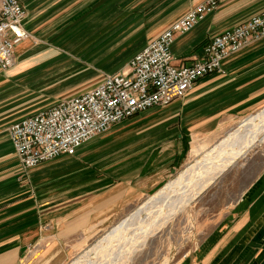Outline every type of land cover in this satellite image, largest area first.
<instances>
[{
  "label": "crops",
  "instance_id": "obj_1",
  "mask_svg": "<svg viewBox=\"0 0 264 264\" xmlns=\"http://www.w3.org/2000/svg\"><path fill=\"white\" fill-rule=\"evenodd\" d=\"M205 1L20 0L24 27L34 40L17 47L14 68L0 70V264H62L71 239L64 233L91 227L128 204L132 187L166 177L186 155L191 139L224 130L264 106L263 40L229 57L226 75L200 79L183 100L132 119L118 141L108 146L101 141L81 149L78 157L22 170L8 129L43 112L36 94L56 82L84 83L79 93L46 95L56 101L48 110L94 88ZM263 11L264 0H220L191 33L177 38L174 64H192L213 37ZM35 37L49 44L35 50ZM64 37L72 38L58 43ZM78 64L84 71L75 77ZM244 201L240 209L245 212L236 213L200 264H264V195L257 189Z\"/></svg>",
  "mask_w": 264,
  "mask_h": 264
},
{
  "label": "built area",
  "instance_id": "obj_2",
  "mask_svg": "<svg viewBox=\"0 0 264 264\" xmlns=\"http://www.w3.org/2000/svg\"><path fill=\"white\" fill-rule=\"evenodd\" d=\"M219 0H207L172 24L131 60L129 74L107 76L92 90L33 116L8 129L21 167L32 170L61 156H73L112 126L154 108L165 107L189 94L212 72L225 73L223 61L252 41L264 39V12L225 31L206 46V55L185 66L174 64L173 43L190 32ZM26 10L20 0H0V70L16 65V49L31 39L24 27Z\"/></svg>",
  "mask_w": 264,
  "mask_h": 264
},
{
  "label": "rangeland",
  "instance_id": "obj_3",
  "mask_svg": "<svg viewBox=\"0 0 264 264\" xmlns=\"http://www.w3.org/2000/svg\"><path fill=\"white\" fill-rule=\"evenodd\" d=\"M94 6L96 5H92L91 7ZM194 8L189 10L186 14H188ZM179 19L174 21L172 24L177 22ZM200 23H198L187 34L191 33ZM172 24L168 28H170ZM168 28H166L159 36H161L165 31H167ZM184 35H178L176 37L173 43L172 51L177 41V38L179 36ZM70 38L72 37H64L63 41H60L59 39L58 43L67 41ZM156 38L154 37L153 40ZM31 39L34 40L33 36L31 37ZM41 39L40 37H35V50L46 47L49 44L46 39H44L45 42ZM213 39L214 37L209 41V43H211ZM263 40L264 39L259 41ZM51 41L57 42L56 40ZM45 43L47 45H45ZM207 45H205L203 49V55L200 58L206 55ZM246 46L242 47L239 51L235 53L229 54L225 58V60L222 62L223 71H225L224 74L219 72H212L205 75L203 78H206L211 75H226V60L232 55L240 53ZM131 60L129 61L127 67L125 69H122L120 73L109 75L107 74L103 76L102 81L105 80L107 76L129 74L131 70ZM82 71H84V68H82L80 64H78L77 66H73L72 72L76 73L75 77H80ZM76 81L77 80L67 83L56 82L53 83L51 87L49 86L50 88L48 90L36 94L41 95L39 100L40 109L46 111V108L56 102L52 101L51 98H48V96L46 95H60L61 93L69 90L71 92L73 90L72 93L75 94L83 90L81 89V86H83L84 83ZM100 83H98L96 86H98ZM88 86H92V84L84 87ZM186 96L177 101L183 100L184 98H186ZM175 102L171 103L170 105L174 104ZM263 109L264 106L254 110L251 113L240 116L238 119H235L234 121L230 122L224 130L215 133L205 134L199 138L191 139L187 147L186 155L183 157L180 164L173 168V171L169 170L164 173L166 174V177L161 178V176H158L155 179H152L148 183H146V186L132 187L130 189L129 194L126 196V201L128 204L124 205L116 212H110L104 217V219H100L98 222L91 225V227L86 229L80 228L78 230H76L75 228V230H71L67 234L64 233L65 235L71 237V239L69 241L70 244L67 246L70 250L69 257L62 264H70L80 254L85 252V250H87L94 243H96L99 238L104 236L114 226L118 225L122 220L128 217L129 214H131L141 205H143L149 197L156 195L159 190L164 188V186L167 185L170 181H172L180 172L185 170L188 166H191V164H193L198 159V156L212 149V147L216 146L221 140L227 137L230 132L234 131L238 128V126L245 122L246 119L251 116H255ZM149 110L150 109L146 111ZM142 113L120 124L112 126V128L106 133L99 135L82 145L73 156L61 157H78V152L81 149L96 147V143H100L101 141H105L107 143L105 144L106 146L110 145L113 140L118 141L120 137H123L124 134H126V126L128 125V123H130L132 119L140 116ZM195 151L196 153H193ZM58 158L42 163L38 167L44 166L46 164H51ZM38 167H35V169ZM22 170L25 171L23 168ZM257 189L264 195V143L257 144L247 153V155H245L243 158H240L235 164L228 168L217 180L213 182V184H211L207 189H205L195 200H193L190 204L180 210L179 213L174 216V218H172L151 237H149L146 240L145 244L142 247L140 246V249H138L130 257V261H125L122 264H200L203 259L207 258V252L213 246L215 241H217L219 237H222L224 232H227L229 230L230 223L235 218L236 213L245 212L240 209L241 206L246 207V202L244 200H246L247 197L249 198L250 194H252ZM133 192H135L136 195H134ZM131 196H134L135 199L132 200ZM119 258H123V255L119 256Z\"/></svg>",
  "mask_w": 264,
  "mask_h": 264
},
{
  "label": "bare ground",
  "instance_id": "obj_4",
  "mask_svg": "<svg viewBox=\"0 0 264 264\" xmlns=\"http://www.w3.org/2000/svg\"><path fill=\"white\" fill-rule=\"evenodd\" d=\"M264 143V109L180 172L70 264H122L257 144ZM193 153H196L193 152ZM123 255V258L119 256ZM129 263V262H128Z\"/></svg>",
  "mask_w": 264,
  "mask_h": 264
}]
</instances>
